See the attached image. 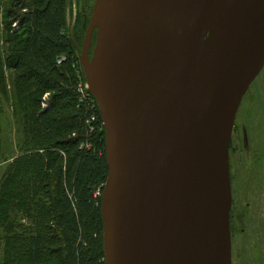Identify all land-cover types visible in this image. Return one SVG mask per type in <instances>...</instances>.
I'll list each match as a JSON object with an SVG mask.
<instances>
[{"label": "water", "instance_id": "95a60500", "mask_svg": "<svg viewBox=\"0 0 264 264\" xmlns=\"http://www.w3.org/2000/svg\"><path fill=\"white\" fill-rule=\"evenodd\" d=\"M80 59L106 130V264H232L229 148L264 0H95Z\"/></svg>", "mask_w": 264, "mask_h": 264}, {"label": "trees", "instance_id": "16d2710c", "mask_svg": "<svg viewBox=\"0 0 264 264\" xmlns=\"http://www.w3.org/2000/svg\"><path fill=\"white\" fill-rule=\"evenodd\" d=\"M67 6L11 0L0 24V68L12 71L25 133L0 186V264H105L106 130L79 87L85 76ZM14 212L19 229L8 219Z\"/></svg>", "mask_w": 264, "mask_h": 264}, {"label": "flooded vegetation", "instance_id": "af4514ba", "mask_svg": "<svg viewBox=\"0 0 264 264\" xmlns=\"http://www.w3.org/2000/svg\"><path fill=\"white\" fill-rule=\"evenodd\" d=\"M253 137L243 125L234 126L229 149L232 264H264V125L255 127Z\"/></svg>", "mask_w": 264, "mask_h": 264}, {"label": "rangeland", "instance_id": "374dc122", "mask_svg": "<svg viewBox=\"0 0 264 264\" xmlns=\"http://www.w3.org/2000/svg\"><path fill=\"white\" fill-rule=\"evenodd\" d=\"M11 0H0V24L4 17L6 8L10 6ZM95 0H68L67 18L68 33L75 40L79 50H82L86 30L91 18ZM2 30V29H1ZM0 46H3L1 43ZM81 56V53H79ZM80 81V84H83ZM84 85V84H83ZM16 83L12 71L6 67L0 68V186L3 182L4 172L9 163L15 157L22 154L18 148L24 139V124L21 117L22 107L16 102ZM46 107V105H45ZM235 125H243L249 132L250 138L254 140L255 127L264 125V67L260 74L250 85L248 92L244 95L238 108ZM234 125V126H235ZM23 132V133H22ZM251 133V134H250ZM23 144V143H22ZM4 158H8L5 162ZM8 219L13 222L17 229L21 227V215L18 212L9 213ZM14 229L13 232H19ZM4 232L1 227L0 235ZM2 238V237H1ZM1 244V239H0Z\"/></svg>", "mask_w": 264, "mask_h": 264}, {"label": "bare ground", "instance_id": "6f19581e", "mask_svg": "<svg viewBox=\"0 0 264 264\" xmlns=\"http://www.w3.org/2000/svg\"><path fill=\"white\" fill-rule=\"evenodd\" d=\"M174 41L167 49L168 52L162 58L160 81L163 84L170 78V76L173 73H175L181 67V63H182L181 37L176 36Z\"/></svg>", "mask_w": 264, "mask_h": 264}, {"label": "built area", "instance_id": "2783aa9c", "mask_svg": "<svg viewBox=\"0 0 264 264\" xmlns=\"http://www.w3.org/2000/svg\"><path fill=\"white\" fill-rule=\"evenodd\" d=\"M79 87L81 88L82 90V94L84 97H87V98H91L92 96L90 95L89 91H88V87L87 85H83V84H79ZM95 101V99L92 97L91 101ZM103 195V194H102ZM105 259V258H104Z\"/></svg>", "mask_w": 264, "mask_h": 264}]
</instances>
